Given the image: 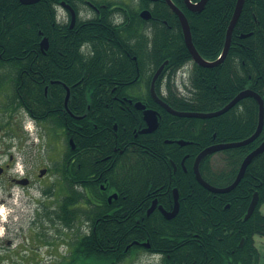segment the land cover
<instances>
[{
	"label": "trees",
	"instance_id": "16d2710c",
	"mask_svg": "<svg viewBox=\"0 0 264 264\" xmlns=\"http://www.w3.org/2000/svg\"><path fill=\"white\" fill-rule=\"evenodd\" d=\"M61 1L40 0L24 4L20 0H0V54L10 56L7 63L17 64L16 57L26 48L40 49L37 42L43 36L53 38L56 33H65V40L56 45L57 63L64 65L66 54L72 66L87 65L88 82L101 76H127V71L120 72V53L129 48L138 55L141 63L139 54L144 44L152 78L167 61L155 88L158 95L177 110L216 111L245 89H252L264 97V0H245L233 31L229 53L223 62L212 67L193 61L179 17L166 0H141L143 6L151 10L152 18L144 20L136 13V25L122 31L106 18L86 23L78 21L74 28H70L69 23L58 21L57 7ZM64 1L76 5L78 0ZM173 2L185 12L193 42L200 54L206 60H216L224 49L237 0H209L201 12L191 11L185 0ZM146 21L151 25V32L144 35V43L121 36L123 31L137 33ZM115 33L118 37H108ZM245 34L248 35L243 36ZM83 45L91 48L93 53L90 56L84 55ZM99 55L104 58L103 66H100ZM0 63H3L1 59ZM44 63H48L47 59ZM186 64L191 65L190 84L184 87L188 94L179 89L176 80L177 71ZM76 72L79 73L72 70V80ZM94 91L89 87L88 97H94ZM147 105L158 109L160 115L159 128L151 134L150 158H142L135 165L124 167L119 179L126 183V194L130 186L131 192L142 194V197H145L142 191L145 183L151 184L152 191L164 186L165 197H169L171 189L177 187L181 197L180 210L172 219L160 214L147 216L144 214L146 200H122L121 196L124 210L134 207L135 214L102 218L96 231H91L89 235L88 231L76 239L72 248L73 259H103L107 260V264H120L135 249H139L158 257L157 264H264L260 262V252L255 243L256 235L264 236V213L261 212L264 204V152L253 159L240 183L227 193L208 190L197 180L193 168V160L204 148L244 140L254 134L259 123L258 101L254 97H246L226 113L210 118L172 114L151 96ZM114 121L119 120L110 119L108 123L111 127ZM173 138L194 143L181 146L165 142ZM263 141L264 127L253 142L219 151L227 157L226 165L220 169H215L211 162L212 156L218 152L206 156L200 164L203 178L215 186L230 185L244 158ZM186 150L191 153V163L186 171L179 166L180 172L176 174L173 168L170 169L169 157L179 162ZM257 191L259 205L245 219ZM79 200L72 196L70 201L71 228L81 217L80 208L75 207ZM131 226L134 228L131 229ZM115 239L121 246L118 256L113 259L111 243ZM145 241L150 243V248L140 244ZM129 244L132 246L127 248Z\"/></svg>",
	"mask_w": 264,
	"mask_h": 264
},
{
	"label": "flooded vegetation",
	"instance_id": "af4514ba",
	"mask_svg": "<svg viewBox=\"0 0 264 264\" xmlns=\"http://www.w3.org/2000/svg\"><path fill=\"white\" fill-rule=\"evenodd\" d=\"M138 1L137 8L121 1L78 0L76 5L67 2L70 7L61 1L57 18L69 23L70 28L78 21L106 18L122 31L135 26V14L147 8ZM74 12L76 20L72 25ZM146 22L137 33L123 31L121 36L144 43V35L150 30ZM111 36L118 34L108 35ZM66 37L65 33L47 37L46 49L41 46L42 37L37 42L40 49L26 48L16 57L17 64L7 63L10 56L0 54V264H38L54 258L56 238L50 230H57V224L61 225L58 231L64 234V241L67 239V249L71 247L72 233H65V229H71L72 196L80 199L75 205L83 220L76 221L80 237L96 231L102 218L134 215V207L124 210L121 196L122 200H146L144 214L165 217V212L174 209L177 190L179 210L181 207L177 187L165 197L164 186L152 191L151 184L145 183L142 197L131 192L130 186L126 194V183L119 179L124 167L142 158L149 160L151 134L159 128L143 132L148 123L144 109L137 107L142 103L159 113L147 105L154 96L146 45L139 54L141 63L129 48L120 53V72L127 71V76H101L88 82L87 65L72 66L66 54L65 64L57 63L56 45ZM82 50L86 56L93 53L85 45ZM98 60L100 66L105 65L102 55ZM72 70L79 71L74 80ZM89 87L95 89L94 97H88ZM113 118L119 121L111 127L108 122ZM173 139L165 142L179 144ZM181 140L187 142L181 146L194 143ZM190 158L187 150L178 163L170 156V169L176 174L179 166L186 171ZM243 242L244 238L241 245ZM120 246L118 239L112 240L113 259ZM65 257L73 258L72 249L66 250Z\"/></svg>",
	"mask_w": 264,
	"mask_h": 264
},
{
	"label": "water",
	"instance_id": "95a60500",
	"mask_svg": "<svg viewBox=\"0 0 264 264\" xmlns=\"http://www.w3.org/2000/svg\"><path fill=\"white\" fill-rule=\"evenodd\" d=\"M20 1L24 4H33V3L39 2L40 0H20ZM153 1H156V0H153ZM208 1L209 0H199L197 3H195L192 0H185V4L191 11L201 12L205 8ZM166 2L170 6L172 11L175 12L179 17V20H180V23L182 26V30L184 33L185 43H186V45H187V47H188V49L192 55L193 61L196 62L197 64L201 65V66H208V67L216 66V65H219L221 62H223V60L226 58V56L229 53V49L231 47V42H232L233 31H234V28L238 22L240 15H241L245 0H237L234 15L232 17V20H231L230 25H229L228 30H227L224 49L222 51L221 56L218 59H216L215 61L206 60L200 54L198 49L196 48V46L193 42V38H192L190 23H189V20L186 16L185 12L179 6H177L173 2V0H166ZM62 5L70 7V5L66 1H62ZM140 16H141V18H143L145 20H149L152 18V12L150 9L146 8L140 12ZM75 20H76V15L74 12L73 16H72V25L74 24ZM246 35H248V34H245L243 36H246ZM41 46L43 49L48 48V38L46 36H43V38L41 40ZM165 63H167V61H165ZM165 63L162 64L159 67V69L156 71V73L153 77V80H152L151 91H152L154 98L157 100V102H159L167 111H169L172 114H175L178 116H183V117L210 118V117H216V116H219L221 114L226 113L232 107H234L239 101H241L242 99H244L246 97L251 96V97H254L258 101V103H259V123H258L256 131L254 132V134L252 136H250L244 140H240V141L218 143V144H213L211 146H208V147L204 148L198 154V156L196 157L195 163H194V171H195L197 180L204 187H206L208 190L215 192V193H227V192L232 191L234 188H236V186L240 183V181L244 177L246 169L249 166V164L253 161V159L257 155L264 152V141L244 158V160L241 164L240 170H239L234 182L231 183L230 185L215 186V185L209 183L208 181H206L200 172V164L206 156H208L212 153H215L217 151H221L224 149H228V148L247 145V144L253 142L261 134L263 127H264V97L252 89H245V90L239 92L226 106H224L223 108L216 110V111L196 112V111L177 110V109L173 108L171 105H169L166 101H164L156 92L155 84H156L157 78L160 76L161 72L164 69ZM137 107L144 109L145 119L148 123V127L146 129H144L143 132L155 131L159 126V113H158V111L155 109H146V106L142 105V103H137ZM178 143L181 145H185L187 142L179 139ZM258 203H259V195H258V192H256L251 203H250V205H249L248 211L245 215V219H248L253 214ZM228 206L229 205H227V207ZM153 208L154 207H152L150 209L149 213L153 210ZM178 211H179L178 192H177V190H175V206H174V209L172 211L165 212V217L167 219H172L178 214ZM138 243H140V242H137V244ZM140 244L146 248H150V243L148 241L142 242ZM131 246H132V244H129L127 248H129Z\"/></svg>",
	"mask_w": 264,
	"mask_h": 264
},
{
	"label": "rangeland",
	"instance_id": "374dc122",
	"mask_svg": "<svg viewBox=\"0 0 264 264\" xmlns=\"http://www.w3.org/2000/svg\"><path fill=\"white\" fill-rule=\"evenodd\" d=\"M97 1H111V2H127L133 5L134 8H137V6L139 5V1L135 0H97ZM151 32V25H150V30ZM190 65V64H189ZM189 67V66H188ZM179 78V77H178ZM181 86V85H180ZM182 90V89H181ZM183 92L188 94L189 92H186L185 89H183ZM226 154L224 152H218L215 153L212 158H211V162L213 164V167L216 168H223L226 165ZM261 212L264 213V204L261 206ZM80 221L79 223H81L83 220L81 219V217H79ZM78 219V220H79ZM77 221V220H76ZM75 221V223H76ZM79 225V224H77ZM61 228V225H56V229L57 230H50V235H54L55 234V238H56V243H55V249H54V258L51 259H43L41 260L38 264H107V260L105 262V260L103 259H97L96 261L94 260H74L73 258H69V257H65L66 255V250H70L74 247V242L75 240L79 237V235L81 234V231H79L80 226L71 228L69 229H65V233H69V231L72 233V245L71 247H69L67 249L66 245H65V241H67V239L64 241V234L60 231H58ZM84 231V228L82 229ZM86 231H87V227H86ZM70 233V234H71ZM255 243L256 246L260 252V262L263 263L264 262V236L261 235H256L255 236ZM139 249H135L132 253H130L127 257H125L124 260H122V262L120 264H157L159 262L158 257L153 256L151 253H149L148 251H144V250H139ZM43 251V250H41ZM50 251V249L45 251V256L48 254V252ZM137 251V252H135ZM43 252H41L42 254ZM43 255V254H42ZM107 259V258H105Z\"/></svg>",
	"mask_w": 264,
	"mask_h": 264
}]
</instances>
